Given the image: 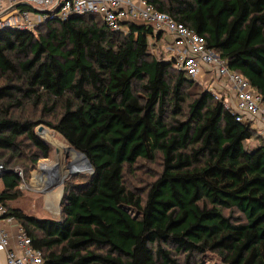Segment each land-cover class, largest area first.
<instances>
[{
  "label": "trees",
  "instance_id": "16d2710c",
  "mask_svg": "<svg viewBox=\"0 0 264 264\" xmlns=\"http://www.w3.org/2000/svg\"><path fill=\"white\" fill-rule=\"evenodd\" d=\"M149 2L203 35L264 104V0ZM162 35L141 20L113 31L96 14L0 30V201L46 264H196L206 253L264 264V138L151 54ZM40 125L94 169L66 179L60 219L10 204L22 195L14 167L29 172L52 153ZM157 160L144 197L125 185L127 171ZM113 168L117 200L101 190Z\"/></svg>",
  "mask_w": 264,
  "mask_h": 264
},
{
  "label": "built area",
  "instance_id": "2783aa9c",
  "mask_svg": "<svg viewBox=\"0 0 264 264\" xmlns=\"http://www.w3.org/2000/svg\"><path fill=\"white\" fill-rule=\"evenodd\" d=\"M20 3L28 8L14 7ZM84 14L99 15L113 31L126 32L128 23L141 20L152 25L155 34L168 32L173 54L166 59H174L175 67L190 77H200L202 70L208 67L206 72L230 89L225 97L209 89L215 99L224 97L225 107L236 115L237 121L250 125L264 138L262 96L243 75L230 69L226 59L207 47L203 35L158 10L149 0H0V30H35L49 19L66 20ZM5 170L0 164V176ZM9 227L16 232L11 233ZM0 249L5 251L7 264H46L43 252L32 245L17 219L7 215V208L1 201Z\"/></svg>",
  "mask_w": 264,
  "mask_h": 264
},
{
  "label": "rangeland",
  "instance_id": "374dc122",
  "mask_svg": "<svg viewBox=\"0 0 264 264\" xmlns=\"http://www.w3.org/2000/svg\"><path fill=\"white\" fill-rule=\"evenodd\" d=\"M171 39L170 34L164 32L159 41L152 40L150 47L151 54L158 59L172 57L173 50L169 48L171 46ZM193 78L200 82L205 89H209V85L203 78H200L199 76ZM211 89L216 91L213 87ZM228 95L229 93L227 96ZM46 128L50 129L49 127ZM257 142V139L252 138L249 142V147L254 148L255 145H257ZM57 155L58 151H55V148L53 147L50 156L46 159L40 160L39 163L29 172H26L19 166L14 167L17 173H22L20 176L23 180L19 186L22 195L17 200L10 203L13 207L20 208L24 213L40 219H60L62 217V201L66 189V180L64 183H61L57 177L58 174H54V172L47 174L41 168L42 164L50 162L56 158ZM63 159L64 162L69 160L74 162V160H71L68 157H64ZM161 168V160L151 163L143 161L137 164L136 167L132 168V170L126 172L124 177L125 185L137 195L144 197L150 183L160 174ZM117 169L118 168H113L105 173L101 187L103 192L111 195L116 200L118 199V193L120 190L116 181ZM67 178H70V176ZM198 260L199 262L196 264H224L221 258L213 253H206Z\"/></svg>",
  "mask_w": 264,
  "mask_h": 264
},
{
  "label": "bare ground",
  "instance_id": "6f19581e",
  "mask_svg": "<svg viewBox=\"0 0 264 264\" xmlns=\"http://www.w3.org/2000/svg\"><path fill=\"white\" fill-rule=\"evenodd\" d=\"M41 135L52 148H55V151H58L56 158L41 165V168L45 171V173L48 174L54 172V174H58L57 177L59 180L64 178L69 171V168L66 167V162H64V157L74 160V163L82 168L85 167L83 155L75 150V148L71 147L61 135L48 128H45L41 132Z\"/></svg>",
  "mask_w": 264,
  "mask_h": 264
},
{
  "label": "crops",
  "instance_id": "0c3cea01",
  "mask_svg": "<svg viewBox=\"0 0 264 264\" xmlns=\"http://www.w3.org/2000/svg\"><path fill=\"white\" fill-rule=\"evenodd\" d=\"M170 48V47H169ZM207 69H209L208 67H205L201 74H200V78H203L205 80V82H207V84L209 85V89H211L212 87L214 89H216V92L221 95V96H226L228 93H230V89L223 87L224 84H222V82L218 79V78H214L212 77V74L207 73ZM258 143V142H257ZM9 231L11 233L14 234V232H16V230L14 228H8ZM12 244H14V239L11 240ZM0 264H7L6 263V254L4 250L0 249Z\"/></svg>",
  "mask_w": 264,
  "mask_h": 264
},
{
  "label": "water",
  "instance_id": "95a60500",
  "mask_svg": "<svg viewBox=\"0 0 264 264\" xmlns=\"http://www.w3.org/2000/svg\"><path fill=\"white\" fill-rule=\"evenodd\" d=\"M25 5H26L25 3H20V4L15 5L14 7L25 6ZM45 128H46V127H45L44 125H40V126L37 128V133H38L41 137H42L41 132H42ZM42 139L46 142V140H45L43 137H42ZM46 143H48V142H46ZM75 150H77V149H75ZM77 151L83 155V158H84V160H85V167L82 168V167L76 165L74 162H72V161H70V160L67 161V162H66V167L69 168V171H68L67 175H66L64 178H62V179L60 180L61 183H64V181L66 180V178H67L68 176H72V175H76V174H80V173H84V174H86V173H90V174H92V173L94 172L93 166L91 165V162L89 161V159H88V157L85 155V153H83V152H81V151H79V150H77ZM0 177H1V176H0Z\"/></svg>",
  "mask_w": 264,
  "mask_h": 264
}]
</instances>
